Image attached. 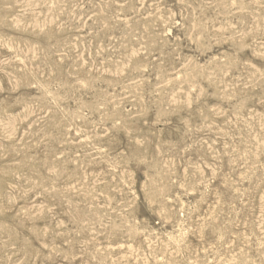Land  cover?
Masks as SVG:
<instances>
[{"label": "rangeland", "instance_id": "rangeland-1", "mask_svg": "<svg viewBox=\"0 0 264 264\" xmlns=\"http://www.w3.org/2000/svg\"><path fill=\"white\" fill-rule=\"evenodd\" d=\"M0 264H264V0H0Z\"/></svg>", "mask_w": 264, "mask_h": 264}]
</instances>
